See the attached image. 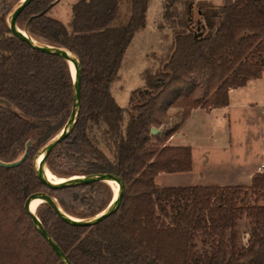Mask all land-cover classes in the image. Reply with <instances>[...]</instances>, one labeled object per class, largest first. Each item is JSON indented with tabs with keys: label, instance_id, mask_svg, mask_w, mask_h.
I'll use <instances>...</instances> for the list:
<instances>
[{
	"label": "trees",
	"instance_id": "obj_1",
	"mask_svg": "<svg viewBox=\"0 0 264 264\" xmlns=\"http://www.w3.org/2000/svg\"><path fill=\"white\" fill-rule=\"evenodd\" d=\"M17 1L0 0V98L12 105H0V160L13 161L30 144L20 164L0 166V264H63L33 225L25 203L39 191L33 174L36 153L70 116L74 81L62 57L33 49L8 29L6 19ZM56 1L32 0L16 18L32 37L70 50L81 63L78 118L46 158L47 167L62 177L114 175L124 186L115 211L93 225L63 221L47 205L41 224L68 260L264 264V171L254 173L248 185L155 183L159 172L191 170L190 146L166 141L193 108L224 107L229 89L261 76L264 0H222L211 26L204 28L190 22L186 0H165L172 39L156 66L142 71V86L130 91L123 127L126 111L109 89L130 40L145 24L149 0H77L66 24L49 14ZM169 108H177L174 123L150 134L152 126L159 128L160 117L169 116ZM94 123L103 126L111 157L89 136ZM51 192L56 208L76 219L97 216L113 196L97 179ZM250 194L251 203L245 200ZM245 217L251 226L246 245H240L237 222ZM198 235L207 249H197Z\"/></svg>",
	"mask_w": 264,
	"mask_h": 264
},
{
	"label": "crops",
	"instance_id": "obj_2",
	"mask_svg": "<svg viewBox=\"0 0 264 264\" xmlns=\"http://www.w3.org/2000/svg\"><path fill=\"white\" fill-rule=\"evenodd\" d=\"M75 2L57 0L49 14L66 24L71 18L70 6ZM228 92L226 106L209 111L193 108L168 138L166 143L171 146H190L192 168L177 173L159 172L155 177L158 187L248 185L254 173L259 172L258 168L264 165V69L260 77L251 78L242 87L231 88ZM168 110L172 113L177 108ZM196 153H200L204 162L197 174ZM214 168L226 172L216 176ZM243 177L246 178L244 183L233 180Z\"/></svg>",
	"mask_w": 264,
	"mask_h": 264
},
{
	"label": "rangeland",
	"instance_id": "obj_3",
	"mask_svg": "<svg viewBox=\"0 0 264 264\" xmlns=\"http://www.w3.org/2000/svg\"><path fill=\"white\" fill-rule=\"evenodd\" d=\"M19 1L20 0L15 2L13 7ZM75 1L76 0H68V2H75ZM164 2L165 0H149L148 7L146 10L147 13H146L145 24L141 27V29H138L135 31L121 59V65L118 69V79L112 82L110 85L109 91L111 95L114 96V98L116 99V102L121 107H123L124 110L126 111V113L123 116L122 127L127 121V112H128L127 109H128V100L130 96L129 94L130 91L137 87L142 86L143 84V80L141 78L142 71L146 67H149L150 65L156 66V63H157L156 58L164 54V50L166 49L167 45H169L172 39L171 29L170 27H168L167 23L164 20V11H163ZM221 3H222V0H186V7L188 10L190 22L192 24H196L200 28H204V26H211L212 21H213V15L216 12V8ZM200 28L199 29L197 28V30L199 31ZM37 40L41 42L44 41V40H41L40 38ZM176 112L177 110H172V113L169 112L168 110L167 111V114L169 115L168 117H163V116L160 117L161 119V123L159 126L160 130L164 129L165 127H169L172 123H174L175 121L174 114ZM88 133L91 139L94 142H96L97 145H99V147L109 157H111V154H112L111 144H109L106 138L103 126L101 124H95V123L91 124L88 130ZM40 150L38 152H40ZM216 152L219 153L220 151H216ZM200 158H201L200 153H196V157H195L197 161L196 169H195L196 174L198 173V170L203 168L204 162ZM220 169L221 168H214L213 169L215 173L214 175L220 176L219 174L220 172L222 173L226 172L224 170L221 171ZM211 171H212V168H211ZM52 175L57 180L53 181L50 185H59L65 182L75 181V180L84 178L80 176L79 177H73V176L71 177L63 176L62 177V176H58L53 173ZM243 178L233 179V180L238 183H244L246 181V178L244 179ZM107 180H110V179H101L102 182H104L105 184L109 186L111 194H113L112 201L109 204L110 206L113 204L115 200V197L117 195L116 193L119 188V184L117 180L112 179L114 183L117 185L116 186L117 191L115 193L114 185L113 184L110 185ZM197 182L199 181L197 180ZM47 192L49 195L52 196L50 187H48ZM38 198L39 196L32 195L30 199L27 201V207L30 208L31 202L38 200ZM253 198H254V195L250 194L246 196L245 200L251 203L253 201ZM261 202H264V200H261ZM39 208L40 206L35 205L34 211H37ZM45 209H43V211ZM237 224H238L237 230H238V236H239L238 237L239 244L246 245L251 223L249 219L245 217V218H241L240 220H238ZM200 239H201V235H198L195 240L197 241V249L200 251L203 249H207V246L203 245Z\"/></svg>",
	"mask_w": 264,
	"mask_h": 264
},
{
	"label": "water",
	"instance_id": "obj_4",
	"mask_svg": "<svg viewBox=\"0 0 264 264\" xmlns=\"http://www.w3.org/2000/svg\"><path fill=\"white\" fill-rule=\"evenodd\" d=\"M32 0H20L10 11L8 14V17L6 19L7 25H8V29L18 38H20L22 41H24L25 43H27L30 47H32L33 49L41 52V53H46L52 56H57V57H62L66 63L68 60H70L72 63H74V75L72 76V79L74 81V86H73V92H72V106H71V110H70V116L68 118V120L66 121V123L63 126V132L62 135L55 141L48 143L45 145V147L40 150V152L37 153V155L34 157L33 163H34V168H33V174H34V178L36 179V183L38 185L39 191L36 192L39 194V196H41L42 198V202L40 205V208L37 211H32L31 209H29L27 207V201L30 199V197L36 193H33L30 195V197L27 199L25 205L26 208L28 209L29 215L32 218V222L33 225L36 227V229H38L40 231V233L42 234V236L44 237V239L47 241V243H49V245L52 246V248L54 249V251L56 252V254L59 257V260L63 262V264H73L71 261L68 260L66 254H64V252L61 250V248L59 247V245H57L55 243V241L52 239V237L46 232V230L43 228L40 218L42 215V211L43 209H45L47 207V205H52V207L55 209V211L59 214L60 218L63 221H66L70 224H74L77 226L80 225H93L95 223H97V221L111 215L116 207L118 206L120 200H121V196H122V191H123V183L121 181L120 178L114 176V175H109V174H105V173H96L95 175H89V176H80V177H84L82 179L79 180H75V181H69V182H65L63 184H59V185H50V188H62L64 185L68 184V183H75V182H79V181H87V180H100L101 179H115L117 180L118 184H119V188L117 191V195L115 197V200L113 202L112 205H108L105 209H103L99 214H97V216L93 217V218H89V219H76L73 218L69 215H67L65 212H61L60 210H58L54 204L53 201V197L51 195H49L48 193L45 192V190L43 189L42 183H41V179H40V171L41 168L44 164H46V158L49 156V154H51L57 147L58 145L62 142V140L69 135L72 132V128L75 125L77 118H78V110H79V106H80V89H81V79H80V75H81V63L79 61V58L77 57V55H75L73 52H71L70 50L64 48V47H55L49 44H37L34 42V40L32 39L31 35L29 34V32L26 29V26H24L23 28L19 27L16 24V18L18 16V14L25 8V6H27ZM69 65V63H68ZM70 69V68H69ZM0 105H4L5 107L11 109L12 105H10V103L8 101H6L4 98H0ZM160 132L159 128L156 127H151L150 130V134H156ZM29 144H30V140H28L25 143V150L24 152L16 159H13V161H2L0 160V166L3 167H13L16 166L18 164H20V162L26 157L28 151H29Z\"/></svg>",
	"mask_w": 264,
	"mask_h": 264
},
{
	"label": "bare ground",
	"instance_id": "obj_5",
	"mask_svg": "<svg viewBox=\"0 0 264 264\" xmlns=\"http://www.w3.org/2000/svg\"><path fill=\"white\" fill-rule=\"evenodd\" d=\"M32 37V36H31ZM32 39L34 40V42L35 43H37V44H41V45H43V44H46L45 42H41V41H39V40H37L36 38H34V37H32ZM67 63H69V67H70V69H71V75L73 76L74 75V63H72L70 60H68L67 61ZM62 130H61V132H59L57 135H55L53 138H51L47 143H45V145L46 144H48V143H51V142H53V141H55V140H57L61 135H62V132H63V127L61 128ZM45 145H44V147H45ZM42 149V148H41ZM40 179H41V181H42V183L44 184V185H47L48 187H49V185L53 182V181H56L57 179H55L54 177H53V175H52V173L50 172V170L48 169V167H47V163L46 164H44L43 166H42V168H41V171H40ZM60 181V180H59ZM108 181V183L110 184V185H114V190H115V193H116V191H117V185L114 183V181L112 180H107ZM34 195H36V196H39V194L38 193H36V194H34ZM42 202V198H41V196H39V198H38V200H36V201H34V202H31V204H30V208L29 209H31L32 211H34V207H35V205H39L40 203Z\"/></svg>",
	"mask_w": 264,
	"mask_h": 264
},
{
	"label": "built area",
	"instance_id": "obj_6",
	"mask_svg": "<svg viewBox=\"0 0 264 264\" xmlns=\"http://www.w3.org/2000/svg\"><path fill=\"white\" fill-rule=\"evenodd\" d=\"M259 172L264 171V165L258 168Z\"/></svg>",
	"mask_w": 264,
	"mask_h": 264
}]
</instances>
